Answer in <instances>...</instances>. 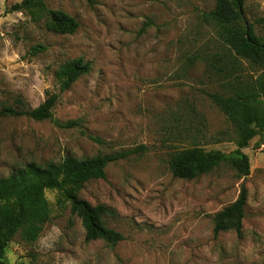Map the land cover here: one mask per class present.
I'll list each match as a JSON object with an SVG mask.
<instances>
[{"label": "rangeland", "instance_id": "obj_1", "mask_svg": "<svg viewBox=\"0 0 264 264\" xmlns=\"http://www.w3.org/2000/svg\"><path fill=\"white\" fill-rule=\"evenodd\" d=\"M22 1L0 0V101L22 95L36 108L59 93L54 73L61 64L82 57L92 69L61 93L52 121H0V178L32 161L129 155L80 192L92 205L111 209L105 221L123 235L121 242H87L82 221L48 191L50 222L34 244L16 237L7 261L264 264V147H255L264 140L255 138L244 150L251 164L245 180L225 165L193 181L169 169V120L182 105L204 115L209 139L228 133L204 153L236 149L226 116L206 95L216 89L205 63L187 60L218 49L213 28L200 18L215 0H46L78 21L77 32L65 36L11 10ZM246 15L251 22L264 17V0H248ZM257 27L264 37V26ZM242 184L248 190L243 236L228 231L216 237L214 217L237 200Z\"/></svg>", "mask_w": 264, "mask_h": 264}, {"label": "trees", "instance_id": "obj_2", "mask_svg": "<svg viewBox=\"0 0 264 264\" xmlns=\"http://www.w3.org/2000/svg\"><path fill=\"white\" fill-rule=\"evenodd\" d=\"M248 0H215L212 10L203 12L201 20L213 28L219 42L212 53L196 54L188 63L202 61L207 68L209 81L216 89L206 95L223 113L235 136L236 149L231 152L204 153L203 147L224 142L222 137L209 139L206 119L193 105L186 104L171 113L168 134L173 144L169 150V169L174 177L193 181L213 173L221 166L236 171L239 179L250 175V158L244 152L255 138L264 140V37L257 26H264V17L251 22L246 15ZM26 15L30 22L43 24L56 35H73L78 21L60 9H51L46 0H23L11 9ZM92 63L84 58H74L61 64L55 71L59 93H49L38 107L33 108L22 95L0 101V121L26 117L42 122L53 120L54 109L61 93L84 75L91 72ZM255 144L260 149L264 143ZM143 149L139 147L137 150ZM129 154L99 153L78 158L67 155L61 161L38 163L32 161L0 178V264H10L7 254L16 237L25 244H34L40 238L52 217L51 204L46 193H56L59 207H70L85 229L87 242L102 240L116 245L124 237L107 226L105 217L112 214L104 205L94 206L80 197L85 184L104 180L109 164L125 159ZM248 190L242 184L237 200L218 212L213 220L217 237L223 232L235 231L243 236L245 207Z\"/></svg>", "mask_w": 264, "mask_h": 264}, {"label": "built area", "instance_id": "obj_3", "mask_svg": "<svg viewBox=\"0 0 264 264\" xmlns=\"http://www.w3.org/2000/svg\"><path fill=\"white\" fill-rule=\"evenodd\" d=\"M262 147H264V145Z\"/></svg>", "mask_w": 264, "mask_h": 264}]
</instances>
